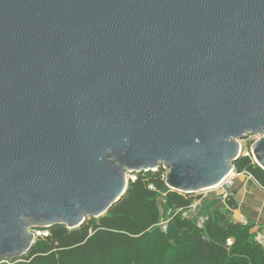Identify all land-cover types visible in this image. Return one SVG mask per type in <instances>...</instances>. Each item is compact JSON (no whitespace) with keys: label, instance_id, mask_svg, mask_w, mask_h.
Here are the masks:
<instances>
[{"label":"water","instance_id":"obj_1","mask_svg":"<svg viewBox=\"0 0 264 264\" xmlns=\"http://www.w3.org/2000/svg\"><path fill=\"white\" fill-rule=\"evenodd\" d=\"M249 135L264 169V0H0V262L129 173L219 184Z\"/></svg>","mask_w":264,"mask_h":264},{"label":"trees","instance_id":"obj_2","mask_svg":"<svg viewBox=\"0 0 264 264\" xmlns=\"http://www.w3.org/2000/svg\"><path fill=\"white\" fill-rule=\"evenodd\" d=\"M234 167L251 174L264 187V169L249 156L241 155ZM163 171L160 167L138 173L105 214L89 217L73 229L52 226L21 259L0 264H264V246L251 231L253 224L231 221L220 202L207 205L203 227L175 215L162 231L156 225L160 208L185 207L192 200L189 195L168 191ZM226 203L236 208L231 193ZM227 238L233 239L231 246L225 244Z\"/></svg>","mask_w":264,"mask_h":264},{"label":"built area","instance_id":"obj_3","mask_svg":"<svg viewBox=\"0 0 264 264\" xmlns=\"http://www.w3.org/2000/svg\"><path fill=\"white\" fill-rule=\"evenodd\" d=\"M242 155L243 156H249L252 159V162H255V160L253 159V156L250 155V153H248L247 151H243L242 150ZM256 163V162H255ZM161 167V166H160ZM159 167V168H160ZM158 168V169H159ZM157 169V170H158ZM234 171V170H233ZM233 172H231L229 174V176H227L222 182H220L219 184L207 188V189H203L201 191L195 192V193H184L178 190H173L170 187H167L168 191H177L183 195H195V197L191 200V202L185 206V207H177V208H167V207H161L160 208V219L159 222L156 224L158 227L161 228L162 231H166L168 229V224L170 223V221L172 220V218L175 215H180L183 218H188V219H192L194 220V222L196 223V225L198 227H203L206 216L204 215V213H202V195L201 193H203L206 190H211V191H215L217 193H214L215 196H217L220 200V202L226 207V209L229 211V215H230V220L235 222V223H239L243 226H247L250 225V220L244 216L243 214H241L240 212H238V210L236 208H232L230 207L227 203H226V199L228 197V195L230 194V192H228V190L231 188L232 185V176ZM165 175H166V170L164 169L163 174H162V178L165 181ZM246 175L249 178H252L254 181H256L253 176L249 173H246ZM137 177V173H129L128 174V180L130 181H134ZM257 182V181H256ZM149 188H153L152 184H149ZM166 192L162 193V196H165ZM34 233L36 234L35 236H47L49 234V230L48 229H40V230H35ZM261 241V240H259ZM233 243V239L232 238H227L225 244L227 246H231Z\"/></svg>","mask_w":264,"mask_h":264},{"label":"crops","instance_id":"obj_4","mask_svg":"<svg viewBox=\"0 0 264 264\" xmlns=\"http://www.w3.org/2000/svg\"><path fill=\"white\" fill-rule=\"evenodd\" d=\"M231 194L238 212L253 224L251 231L256 239L264 240V187L249 178L246 172L232 176Z\"/></svg>","mask_w":264,"mask_h":264},{"label":"rangeland","instance_id":"obj_5","mask_svg":"<svg viewBox=\"0 0 264 264\" xmlns=\"http://www.w3.org/2000/svg\"><path fill=\"white\" fill-rule=\"evenodd\" d=\"M258 139V136H256V135H249L248 137H246V138H244V139H241L240 141H239V143H240V149H242L243 151H247L248 153H250V155L251 156H253L252 155V153H251V146H252V144L256 141ZM254 159V158H253ZM236 170V168L234 167V171L232 170V172H233V174H231V175H233L234 177L236 176V175H238V173L235 171ZM214 193H217V192H215V191H211V190H206V191H204L203 193H201V197H202V199H203V202H202V213H204L205 212V208L207 207L208 208V206L207 205H209L210 204V201H213V202H215V203H219L220 201V199L217 197V196H215V194ZM192 197V199L195 197V195H192L191 196ZM221 203V202H220ZM216 204V205H217ZM215 205V204H214ZM94 218H97V217H94ZM36 235V234H35ZM38 237H41V236H37L36 238H35V240L38 238Z\"/></svg>","mask_w":264,"mask_h":264}]
</instances>
